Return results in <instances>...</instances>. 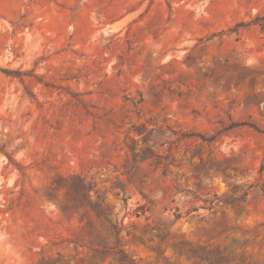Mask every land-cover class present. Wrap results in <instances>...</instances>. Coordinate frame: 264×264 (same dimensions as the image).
Returning <instances> with one entry per match:
<instances>
[{"label": "rangeland", "instance_id": "obj_1", "mask_svg": "<svg viewBox=\"0 0 264 264\" xmlns=\"http://www.w3.org/2000/svg\"><path fill=\"white\" fill-rule=\"evenodd\" d=\"M218 255L264 264V0H0V264Z\"/></svg>", "mask_w": 264, "mask_h": 264}, {"label": "trees", "instance_id": "obj_2", "mask_svg": "<svg viewBox=\"0 0 264 264\" xmlns=\"http://www.w3.org/2000/svg\"><path fill=\"white\" fill-rule=\"evenodd\" d=\"M248 196V194H244L240 200L244 201V199ZM114 233L115 235L118 234V231L116 229V227H114ZM102 253L104 252H110V249L107 247V245H105L102 250ZM233 259L230 258V256H222V255H218V257L214 258V259H209V258H203L202 261L208 262L209 264H229Z\"/></svg>", "mask_w": 264, "mask_h": 264}]
</instances>
